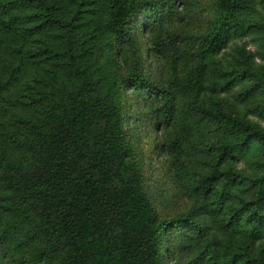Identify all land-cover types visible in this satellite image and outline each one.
Returning <instances> with one entry per match:
<instances>
[{
  "label": "rangeland",
  "instance_id": "374dc122",
  "mask_svg": "<svg viewBox=\"0 0 264 264\" xmlns=\"http://www.w3.org/2000/svg\"><path fill=\"white\" fill-rule=\"evenodd\" d=\"M46 1L72 23L71 33L53 29L32 34L23 28L32 15L25 0H0V18L15 16L17 23L11 31L0 25V264H22L26 259L40 264L46 249L44 225L35 202L24 199L23 189L37 170L45 121L58 111L62 94L65 100L75 96L82 79L125 109L127 129L138 136L145 159L142 189L159 218L187 221L166 234L165 264H215L206 250L215 239L213 254L233 249L240 253L249 244L259 250L264 241L244 218L228 229L220 214L202 213L212 208L213 198L204 199L195 185L210 172L215 148L225 140L199 106L232 111L264 129V0H249L250 8L242 14L245 32L233 33L222 52L210 58L200 51L212 31L218 0H137L129 33L120 41L111 37L106 25L107 0ZM9 3L6 12L2 5ZM201 61L208 66L207 86L220 88L235 77L233 86L215 94L189 91L186 84ZM135 72L151 88L171 90L169 126H159L156 109L143 90L129 88ZM244 153L237 164L243 182L228 203L250 198L244 193L248 179L264 165L259 148L251 146ZM64 258L60 250L46 264H65Z\"/></svg>",
  "mask_w": 264,
  "mask_h": 264
},
{
  "label": "trees",
  "instance_id": "16d2710c",
  "mask_svg": "<svg viewBox=\"0 0 264 264\" xmlns=\"http://www.w3.org/2000/svg\"><path fill=\"white\" fill-rule=\"evenodd\" d=\"M107 2V28L111 37L120 41L129 33L138 2ZM25 3L32 11L28 27H23L26 31L33 34L58 29L71 33L72 23L61 19L49 1ZM2 6L6 12L11 8L10 3ZM249 8V0H218L213 28L205 38L201 56H218L233 33L243 34L242 14ZM0 25L11 31L17 26L16 17L0 18ZM207 69L201 61L186 84L189 91L215 94L233 86L235 77L220 88L207 86ZM132 76L129 88L143 90L156 109L159 126H169L171 90L151 88L149 81L137 72ZM61 96L58 111L44 123L37 170L25 181L23 189L24 199L35 202L44 225L46 249L38 258L39 263L46 264L63 250L65 264H165L166 234L187 221L160 219L143 192L145 159L138 136L127 129L125 109L117 99L108 100L84 79L75 96L67 100L64 94ZM198 109L217 123L225 137L215 148L212 169L196 181L195 191L204 199L213 198L212 208H203L202 213L209 217L220 214L221 223L228 229L244 218V224L252 228L259 241H264V165L256 177L248 179L244 193L250 198L227 202L235 198L238 183L243 182L237 164L244 152L251 146L264 152V129L220 107L202 105ZM214 244L216 239L207 243L206 250L215 264H264V243L259 250L249 244L240 253L233 249L217 254L212 252ZM192 262L175 260L171 264ZM22 264L34 263L26 259Z\"/></svg>",
  "mask_w": 264,
  "mask_h": 264
}]
</instances>
